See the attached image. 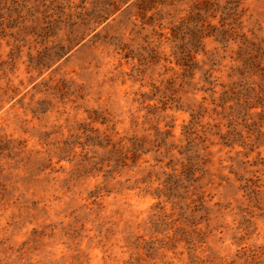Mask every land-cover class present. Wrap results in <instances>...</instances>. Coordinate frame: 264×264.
Masks as SVG:
<instances>
[{
    "label": "rangeland",
    "instance_id": "obj_1",
    "mask_svg": "<svg viewBox=\"0 0 264 264\" xmlns=\"http://www.w3.org/2000/svg\"><path fill=\"white\" fill-rule=\"evenodd\" d=\"M0 264H264V0H0Z\"/></svg>",
    "mask_w": 264,
    "mask_h": 264
}]
</instances>
